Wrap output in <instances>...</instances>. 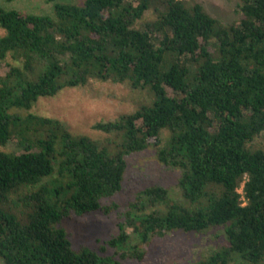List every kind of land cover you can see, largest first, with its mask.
I'll list each match as a JSON object with an SVG mask.
<instances>
[{"label":"trees","instance_id":"16d2710c","mask_svg":"<svg viewBox=\"0 0 264 264\" xmlns=\"http://www.w3.org/2000/svg\"><path fill=\"white\" fill-rule=\"evenodd\" d=\"M47 1L52 15L0 8V147H17L0 150L3 264L141 261L154 237L215 227L224 243L193 264H264V150L252 147L264 132V0H239L230 24L186 0ZM90 80L151 102L95 123L105 140L28 112ZM150 147L181 172L179 190L139 191L101 247L114 254L74 250L61 222L114 211L102 201L121 190L126 157Z\"/></svg>","mask_w":264,"mask_h":264},{"label":"rangeland","instance_id":"374dc122","mask_svg":"<svg viewBox=\"0 0 264 264\" xmlns=\"http://www.w3.org/2000/svg\"><path fill=\"white\" fill-rule=\"evenodd\" d=\"M65 3H81L83 0H58ZM197 2L206 12L223 24L237 22L241 18L239 0H186ZM0 8L18 10L23 13L52 15L53 4L47 0H0ZM156 20L151 11L144 21ZM141 22V23H142ZM140 23V24H141ZM138 24V26H141ZM4 30L0 28V36ZM6 62H9L6 61ZM6 62L0 61V75L7 71ZM151 97L146 90L132 89L128 83L90 80L86 85L65 88L53 97L40 98L28 111L40 117L57 119L72 135H83L94 140H105L108 135L92 128L95 123L112 121L139 106L149 104ZM253 148L264 150V132L257 136ZM0 150L17 151L14 142ZM127 167L121 190L103 205L116 204L111 213L92 212L83 216L69 215L61 226L66 230L74 250L88 248L103 255L114 254L113 249L101 251L105 243L116 236L118 226L124 221V213L135 200L136 194L150 186H161L176 193L181 172L160 164L155 149L150 147L126 157ZM241 192V190H239ZM21 211V206L19 207ZM224 230L215 227L203 233H169L165 237H154L143 260H124L123 264H193L209 255L224 243ZM0 264H3L0 259ZM231 264H244L240 260Z\"/></svg>","mask_w":264,"mask_h":264}]
</instances>
